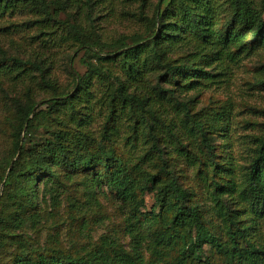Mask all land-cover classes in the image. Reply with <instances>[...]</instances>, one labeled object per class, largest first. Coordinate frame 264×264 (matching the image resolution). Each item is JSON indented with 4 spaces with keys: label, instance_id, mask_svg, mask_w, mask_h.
Listing matches in <instances>:
<instances>
[{
    "label": "trees",
    "instance_id": "trees-1",
    "mask_svg": "<svg viewBox=\"0 0 264 264\" xmlns=\"http://www.w3.org/2000/svg\"><path fill=\"white\" fill-rule=\"evenodd\" d=\"M106 1L0 0V19L31 13L33 24L39 27L35 37L44 45L51 44L45 48L70 42L76 52L84 48L88 57L84 60L87 71L84 76L74 73L76 90L71 91L51 78V62L45 48L35 50V57L27 59L0 50V78L12 85H27L24 97H15L10 108L14 113L11 123L14 155L19 152V157L10 166L5 180V185L15 187L14 193L8 195L14 209L7 218V215L0 217V245L10 242L23 248V253L27 250L23 231L29 225L39 230L42 217L37 182L40 174H46L45 193L53 207L59 206L60 196L72 184L82 187L89 208L99 204L98 195H114L133 204V212L126 219V233L131 239L129 250L117 238L107 236L86 255L63 256L62 252L50 254L45 250L29 256L18 255L13 264H164L175 254L176 261L169 264H212L210 258L202 261L200 257L205 245L211 246L223 264H264L262 247L248 237L250 227L236 226L234 231L239 215L228 202L239 204L256 199L264 202V128L252 137V155L241 171V181H236L235 164L227 163L226 169V163L217 161L216 145L210 135L217 124L231 123V103L225 112L209 116L206 113L197 118L188 101L182 99L226 82L227 70L240 63L245 52L255 49V40L264 47V0H169L165 7L166 0H158L152 16V4L139 0L138 18L143 21L144 31L104 42L96 35L95 11ZM74 5L85 11L87 26L76 15L69 20L59 17ZM37 89L51 90L45 97L50 99L42 104L47 105L46 109L40 108L41 105L34 110L40 101L35 98ZM165 101L178 112L181 128ZM60 105L67 107L69 120L57 114ZM96 109L105 120L107 141H116L122 120L130 128L128 141L137 140L141 130L147 134L149 148L144 155L148 158L156 154L162 165L145 183L137 178V165H130L112 148L95 145L85 122ZM206 120L211 124H206ZM37 123L52 128L50 137L43 145L27 147ZM222 136L226 138V134ZM180 137L191 144H194L190 141L192 137L199 139L206 150L201 156L191 157L184 142L181 141L182 147L175 148L191 165L206 170L200 171L205 182L212 168L211 181L206 184L211 211H204L195 202V194L180 183L170 168L166 144L170 146L171 139ZM224 173L229 180L225 183L216 180ZM148 187L166 213L143 217L140 210L143 199L139 201V195ZM210 212L219 216L230 240L222 241L218 229L208 225ZM145 223L148 227H144ZM241 240L247 246H242ZM143 249L150 253L149 263L141 252Z\"/></svg>",
    "mask_w": 264,
    "mask_h": 264
},
{
    "label": "rangeland",
    "instance_id": "rangeland-1",
    "mask_svg": "<svg viewBox=\"0 0 264 264\" xmlns=\"http://www.w3.org/2000/svg\"><path fill=\"white\" fill-rule=\"evenodd\" d=\"M148 1L153 6L150 11V16H152L155 9L154 5L158 0ZM168 2L169 0H166L163 7ZM139 9V0H107L100 4V7L95 11L97 14L95 16L97 37L99 36L101 41L111 42L120 35H131L144 31L143 21L138 18ZM73 15H76L84 26L88 25L89 21L85 11L79 10L75 5L61 12L59 17L69 20ZM33 19L31 13H17L1 18L0 50L2 49L9 56H20L27 59V57H35V50H44L45 47L51 45H44L41 40L35 37L39 27L33 24ZM254 45L253 51L245 52L243 60L227 70L229 76L226 82L212 86L202 92L190 93L186 97L182 96V99L188 101L197 118L206 113L209 116L214 113L225 112L230 109L229 103H231V115H233L231 123L229 126L223 122L217 124L215 129L210 131V135H213V143L216 145L217 161L226 163V169H228L227 163L235 164L236 176L234 175V179L239 182L242 178L240 177L241 171L246 168L252 155L250 148L252 137L260 134L264 128V47L259 40H255ZM45 51L46 57H50L51 78L61 87L75 91L74 73L84 76L87 71L84 60L88 57L85 49L82 48L76 52L70 42H65L45 48ZM105 64L116 66L111 62H105ZM152 80L155 81L154 78ZM0 84L2 85V87L0 86V199L2 198L0 200V217H2L14 209L8 195L14 193L15 187L13 184L5 185V180L10 173V166L19 157V152L14 155L15 136L11 126L12 121H14V113L10 108L15 97H24L27 85H12L6 82L4 78H0ZM94 88L97 89L98 86ZM37 90L35 98L40 101L35 105L34 110L48 101L50 98L45 97L51 93V90L46 92L42 89ZM164 104L167 106L168 102L165 101ZM46 107L47 105H42L40 108L46 109ZM168 108L179 121L178 126L181 128L183 125L180 122L181 118L178 119V112L175 111L173 105L168 104ZM57 114L59 117L70 119L69 111L64 105L57 107ZM206 124L210 125L211 121L206 120ZM120 125L121 132L118 137H115L116 141H107L104 139L105 120L97 109L92 112L89 121L85 122L86 130L94 138L95 145L101 144L107 150L112 148L130 165H137L139 170L137 178L145 183L151 174L159 170L162 162L156 154H151V157L148 158L145 157L144 152L149 148V143L144 130L139 132L137 140L132 138L128 141L130 128L124 120L120 122ZM71 127L74 128V126ZM51 129L43 123H37L31 143L28 144L27 142L26 146L35 147L46 143L50 137ZM224 134H226V138L223 139L222 135ZM24 135L25 130L22 133L21 145ZM180 138V140L171 139L170 146L166 144L170 168L178 175L180 183L195 194V202L199 203L204 211H211L212 203L207 196L206 184L211 181L212 168L208 170V180L205 182L200 177V171L205 172L206 170L203 167L191 165L188 159L180 155L175 148L182 147L181 141L184 142L185 149L191 157L193 155L201 156L206 153V150L199 139L195 140L192 137L190 141H194V144H191L185 138ZM35 178L37 179V177ZM165 178L163 177V179ZM46 179V174L38 176L39 198L37 202L42 217L38 225L39 230L32 229L30 225L24 229L23 233L28 246L25 253H23L24 249L17 244L8 242L0 245V264H13L18 255L29 256L30 254L34 255V252L45 250L50 254L62 252L63 256L86 255L88 251L98 247L104 237L107 236L117 238L125 249L129 250L131 239L126 233V219L129 213L133 212V204L124 203L116 199L114 195L108 197L98 195L99 204L89 208L82 187L72 184L68 191L60 196L59 206L53 207L50 204L49 195L45 193L44 182ZM227 179L229 180L230 177L225 173L216 177V180L222 183H225ZM104 189L107 190V186ZM140 199H143V204L140 206L143 217H157L159 214L166 213L156 202L155 192L149 187L144 194L139 195V201ZM228 202L230 203L229 207L237 209L236 212L239 215L238 225L233 227L234 231L236 226L246 225L250 227L248 237L252 242L262 247L264 258V202H259L257 199L253 202H241L239 204L235 202L231 204L230 200ZM7 217L8 215L5 216V218ZM252 219L255 221L252 222ZM207 220L211 228L218 229L217 232L222 241L230 240L222 228L219 216L210 212L207 213ZM148 225L145 223L144 227H148ZM241 242L242 246H247L246 241L241 240ZM177 247L178 253L179 246ZM180 248H182V243ZM141 252L146 263H149L151 260L150 253L146 249ZM175 255L171 256L168 262L164 264L175 262ZM200 257L202 261L210 258L212 264H223L220 256L209 245L204 246V251L200 253ZM196 262L198 261L196 260Z\"/></svg>",
    "mask_w": 264,
    "mask_h": 264
}]
</instances>
